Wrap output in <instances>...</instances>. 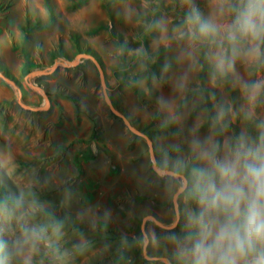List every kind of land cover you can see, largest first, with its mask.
<instances>
[{
    "label": "rangeland",
    "instance_id": "374dc122",
    "mask_svg": "<svg viewBox=\"0 0 264 264\" xmlns=\"http://www.w3.org/2000/svg\"><path fill=\"white\" fill-rule=\"evenodd\" d=\"M207 4L210 14L219 13ZM194 11L190 17L184 0H0V34H7L23 59L19 69L14 62L15 74L1 64L0 72L16 82L24 104H46L27 84L30 72L92 55L104 69L114 106L152 138L159 168L187 178L178 199V226L146 224L148 256L171 264H184L187 217L197 210L195 170L207 166L202 150L215 147L224 156L264 135V36L238 35L230 44L231 11L223 13L225 25L213 40L200 32ZM192 17L196 26L189 28ZM116 21L153 29L140 30V42L125 44L109 27ZM142 37L148 50L144 62ZM185 68L187 79L177 72ZM135 69L139 73L131 75ZM29 82L48 95L46 110L22 107L18 88L0 77L9 92L0 101V244L5 246L0 261L73 264L79 246L96 250L84 264H166L145 257L143 220L156 216L172 225L174 198L184 180L157 174L147 141L111 113L91 60L76 67L61 64Z\"/></svg>",
    "mask_w": 264,
    "mask_h": 264
},
{
    "label": "clouds",
    "instance_id": "9594fccd",
    "mask_svg": "<svg viewBox=\"0 0 264 264\" xmlns=\"http://www.w3.org/2000/svg\"><path fill=\"white\" fill-rule=\"evenodd\" d=\"M199 29L213 40L220 32L208 21H199ZM238 35L250 40L264 36V0H241L227 40L235 44ZM225 63L221 56L219 67ZM227 67H233L231 61ZM201 159L207 166L195 170L197 210L187 217L180 251L184 264H264V135L224 156L215 147L204 149ZM4 247L0 244V253Z\"/></svg>",
    "mask_w": 264,
    "mask_h": 264
},
{
    "label": "crops",
    "instance_id": "0c3cea01",
    "mask_svg": "<svg viewBox=\"0 0 264 264\" xmlns=\"http://www.w3.org/2000/svg\"><path fill=\"white\" fill-rule=\"evenodd\" d=\"M184 1H185L186 5L188 6V9L190 10V13H189L190 17L193 15L191 12H193L195 10V11H197V14L194 13V15H198V12H199V14H200L199 17H200L201 21H208V22L213 23L217 26H224L225 25L224 14L225 15H231V11L233 14L235 13L234 17L232 18V20H234L236 17V14H237V7L241 2V0H184ZM206 2L209 3V7L212 9V11H217L219 9V13L215 12V13L210 14L208 11V8L206 7V5H208ZM117 11H118V8H117ZM154 19H155V17L152 18V21ZM192 20H193V22H192ZM226 24H227V26H230L231 22L227 21ZM191 26H196L194 23L193 17L190 18V20H189V28H191ZM109 27L113 31V33H117L118 36L119 35L124 36L125 44L128 43V41L131 42L133 40L140 42L139 38L141 35L138 32L141 30L143 32H147V34H148V32L150 33V31H152V29H153V26H132L133 28L130 29L131 26H120L117 21L115 22V26H113L111 24V26H109ZM171 28L174 29L175 27L171 26ZM176 31H178V30L176 29ZM169 33H171V31ZM7 37L8 36L5 33L0 34V64L2 66H4L7 70H9L15 74V72L17 71V65H15L14 62L17 60L18 69H19V66L23 62V59H22V56H20L19 53L17 51H15V49L13 48V45L11 44V42L9 41V39ZM119 37H121V36H119ZM143 37H144V34H143ZM143 37L141 38L142 44L140 46L142 47V49H145V52H144L145 57L141 59L144 62V61H146L145 59L148 58V56H147L148 50H147L146 42H145V40H143ZM116 42L118 44H120L118 39ZM162 44L169 46V45H171V42H169L167 44L166 41H163ZM160 45H161V43L156 44L155 46L153 44H151V48L156 49V47L157 46L159 47ZM120 46H122V45H120ZM204 46H206L205 43H204ZM138 51L139 50L130 51V53H128L126 55V57H128L130 54L137 53ZM120 53H121V51L118 52V54H120ZM121 58L122 59H117V60L118 61L123 60V57H121ZM177 58H179V60H182L184 58V55L183 54L179 55L177 53ZM147 61H148V59H147ZM137 71H138L137 69L133 70V72H131V75H135V74L139 73ZM123 72H125V69L122 70V68H121V70L119 71V74L121 75V74H123ZM177 72L181 73V76L183 77V79H187L189 77L187 68H185V70L179 69V71H177ZM119 94L122 95V93H119ZM6 95L9 96V92H7V89H5L4 87L0 86V101L3 100V98H5ZM87 241H90V240H87ZM95 254H96L95 249H90L88 247H79L78 246L77 250H75L73 252L74 258L76 259L77 263H73V264H84V263L90 262L91 257L95 256Z\"/></svg>",
    "mask_w": 264,
    "mask_h": 264
},
{
    "label": "water",
    "instance_id": "95a60500",
    "mask_svg": "<svg viewBox=\"0 0 264 264\" xmlns=\"http://www.w3.org/2000/svg\"><path fill=\"white\" fill-rule=\"evenodd\" d=\"M82 60H91L92 62H94V64L98 68V70L100 72L101 83H102V87H103L105 101H106L111 113L114 114L116 117L120 118L124 122V124L129 129L130 132H132L134 135H136L138 137H141V138H143V139H145L147 141V143L149 145V148H150L151 158H152V161H153V168L157 172V174H159L161 176H163V175H171V176H174V177H181L184 180V186L178 190V192H177V194L175 195V198H174V206H175V210H176V220H175V222L172 225L167 226V225H164L162 222H160L159 219L156 216H148V217L144 218L143 225H142V231H143V233H144V235L146 237V242H145V245H144V255H145V257L147 259H149V260H155V261L162 260L166 264H171L168 258H159V257L151 258V257L148 256V245H149V242H150V238H149V236H148V234L146 232V224H147L148 220H153L160 228H162L164 230H173V229H175L178 226V224L180 222V218H181L180 205H179L178 199L184 193V191L186 190V187L188 185V180H187V178L184 175H181V174L173 172V171H165V170H162L161 168H159L158 160H157L156 153H155V150H154L152 138L149 135H147V134L143 133L142 131H140L139 129H137L136 127H134L131 124L130 120L121 111H119L114 106V103H113L111 97L109 96L108 86H107V83H106V76H105L104 69H103L101 63L97 60V58L92 56V55H89V54H79L77 56V58L74 61H72V62H69V61H63L62 63L61 62H57L55 64V66L52 69H50L49 71L37 70V71L30 72L27 75V77H26L27 84L29 86H31L34 90H36L37 92L42 94L43 97L45 98V101H46L45 106L41 107V108H33L31 106H28V105L24 104L23 101H22V92L19 89V87L17 86L16 82L13 81L11 78L5 76L1 72H0V77L3 80H5V82H7L8 84L18 88L19 93H20L19 103H20V105L22 107H24V108H26L28 110H35V111L46 110L48 108V106H49V103H50L48 95L41 88L33 86L29 81L33 80L34 78H36L38 76L51 75L57 69V67H59V65H61V64L66 65V66L76 67V66L79 65V63Z\"/></svg>",
    "mask_w": 264,
    "mask_h": 264
},
{
    "label": "trees",
    "instance_id": "16d2710c",
    "mask_svg": "<svg viewBox=\"0 0 264 264\" xmlns=\"http://www.w3.org/2000/svg\"><path fill=\"white\" fill-rule=\"evenodd\" d=\"M161 7H162V8H165L164 4H162V1H161Z\"/></svg>",
    "mask_w": 264,
    "mask_h": 264
}]
</instances>
